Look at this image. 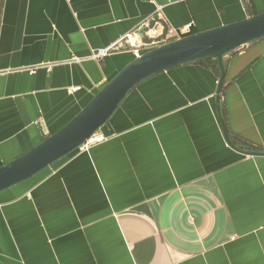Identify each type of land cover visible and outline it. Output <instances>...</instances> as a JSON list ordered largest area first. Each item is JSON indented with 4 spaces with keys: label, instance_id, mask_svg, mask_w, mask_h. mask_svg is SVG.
<instances>
[{
    "label": "crops",
    "instance_id": "1",
    "mask_svg": "<svg viewBox=\"0 0 264 264\" xmlns=\"http://www.w3.org/2000/svg\"><path fill=\"white\" fill-rule=\"evenodd\" d=\"M159 13L183 36L264 0H0V165L74 117L128 52L90 58ZM233 144L264 153V38L223 59ZM199 64L139 83L93 136L0 192V264H264V156L227 145Z\"/></svg>",
    "mask_w": 264,
    "mask_h": 264
},
{
    "label": "water",
    "instance_id": "2",
    "mask_svg": "<svg viewBox=\"0 0 264 264\" xmlns=\"http://www.w3.org/2000/svg\"><path fill=\"white\" fill-rule=\"evenodd\" d=\"M264 38V12L238 22L183 36L150 49L122 67L86 105L56 132L17 158L0 165V192L30 179L58 160L79 149L107 122L125 96L139 83L171 68L199 64L210 70L218 81L216 112L225 142L247 155L262 152L243 151L233 144L222 119L219 94L225 79L223 59L242 52L247 45Z\"/></svg>",
    "mask_w": 264,
    "mask_h": 264
},
{
    "label": "built area",
    "instance_id": "3",
    "mask_svg": "<svg viewBox=\"0 0 264 264\" xmlns=\"http://www.w3.org/2000/svg\"><path fill=\"white\" fill-rule=\"evenodd\" d=\"M186 29H173L157 12L144 21L135 31L126 34L110 46L93 51L90 58L99 61L104 57L119 53L128 52L133 59H137L150 49L177 40L186 33ZM96 138L91 137L79 149H87Z\"/></svg>",
    "mask_w": 264,
    "mask_h": 264
}]
</instances>
